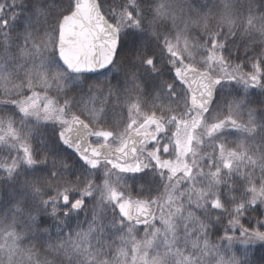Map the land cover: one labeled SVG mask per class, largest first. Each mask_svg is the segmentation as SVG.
Masks as SVG:
<instances>
[{"label": "snow or ice", "instance_id": "obj_1", "mask_svg": "<svg viewBox=\"0 0 264 264\" xmlns=\"http://www.w3.org/2000/svg\"><path fill=\"white\" fill-rule=\"evenodd\" d=\"M0 264H264V0H0Z\"/></svg>", "mask_w": 264, "mask_h": 264}, {"label": "rangeland", "instance_id": "obj_2", "mask_svg": "<svg viewBox=\"0 0 264 264\" xmlns=\"http://www.w3.org/2000/svg\"><path fill=\"white\" fill-rule=\"evenodd\" d=\"M125 115H126V113L117 110V111L113 114V120L119 121V120L125 118Z\"/></svg>", "mask_w": 264, "mask_h": 264}, {"label": "trees", "instance_id": "obj_3", "mask_svg": "<svg viewBox=\"0 0 264 264\" xmlns=\"http://www.w3.org/2000/svg\"><path fill=\"white\" fill-rule=\"evenodd\" d=\"M202 2H208V3H211L212 2V0H202ZM215 11V10H214ZM215 23H216V21L215 20H213V22H212V27H214L215 26ZM114 121H116V120H114ZM141 235H142V233H141Z\"/></svg>", "mask_w": 264, "mask_h": 264}]
</instances>
